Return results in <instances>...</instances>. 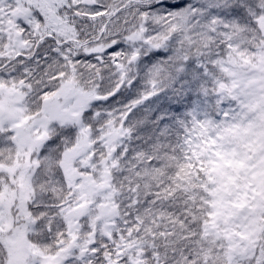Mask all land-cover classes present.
<instances>
[{"label": "snow or ice", "instance_id": "1", "mask_svg": "<svg viewBox=\"0 0 264 264\" xmlns=\"http://www.w3.org/2000/svg\"><path fill=\"white\" fill-rule=\"evenodd\" d=\"M0 264H264V0H0Z\"/></svg>", "mask_w": 264, "mask_h": 264}]
</instances>
